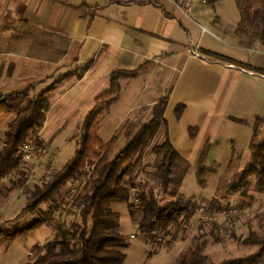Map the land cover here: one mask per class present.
I'll use <instances>...</instances> for the list:
<instances>
[{
    "label": "rangeland",
    "instance_id": "374dc122",
    "mask_svg": "<svg viewBox=\"0 0 264 264\" xmlns=\"http://www.w3.org/2000/svg\"><path fill=\"white\" fill-rule=\"evenodd\" d=\"M158 1L170 2L180 6L183 10H187L186 3L191 2V0ZM194 1L199 2V0ZM219 3L216 8L208 3L203 6L214 17L222 15L225 18L223 20L225 26L217 27L209 23L208 26L214 34H208L200 45L219 53L236 55L241 51L236 39L241 44H245L248 40L236 29H231L233 23L238 22V25L241 21V13L235 0H220ZM185 18L189 19V15ZM6 22L8 21L4 20L2 23ZM48 29L46 27L45 32H49ZM259 44L264 47V43ZM80 52L81 49L75 44L68 43L66 46L61 44V51L46 53L45 58L51 61L46 66L28 64V62L35 61L31 56L32 53L20 52V60L25 59L27 62L21 61L22 68L18 78H13V82L10 81L12 68H7V60L6 65L0 69V94L34 84L31 97L37 96L64 73L86 64L91 59V53L84 51L83 58L80 60ZM149 71L151 70H145L143 75ZM2 73L3 75L6 73L4 78H1ZM146 78L149 84H154L155 78H148V76ZM162 78L163 76L160 77ZM96 79L97 76L92 71L81 84L77 80L68 81L50 93L51 105L47 112V120L39 134L41 144L35 138L30 139L36 147V154L34 159L24 166L27 170L26 175H20V177H28L26 185L8 195L7 189L20 177L11 175L0 180V264H26L37 256L39 250L36 248L37 245L41 246L54 237L59 223L65 222L71 225L81 220V197L86 192L85 187L92 167H89L77 180L69 182L63 189L61 197L56 201L42 205V210H31L27 204L35 188L43 185L59 171L77 150L87 113L95 105L96 97L107 87L105 77H100L93 88L92 85ZM123 83L119 100L109 110L103 111L99 117V135L104 141L110 140L116 133H119L118 142L111 151L110 158H115L129 141L126 135L128 124L135 122L139 127L152 115L151 107L147 105L140 107L136 112H128L135 102V97L129 92L127 81ZM25 104L26 102L22 104V107ZM19 110L20 108L5 112L0 116V147L4 144L9 123ZM253 135V121L241 124L236 129L229 128L223 133L220 149L224 155L218 158L217 162L206 163V167L214 169L215 173L208 179L205 186L199 183L196 173L197 164L191 166L180 186L178 195L193 198L199 208L189 221L167 231V236L162 242L138 230L136 217L131 214V201L130 203H114L113 210L120 217L119 229L126 235L128 242V245L123 248L127 253L124 264H178L182 258L187 257L198 244L205 240L208 244L204 253L209 261L216 263L227 259L244 258L258 252L261 248L259 242L264 240V190L259 189L253 179L245 195L233 194L223 197L224 190L218 191L219 186L223 187L231 181L236 173L242 172L245 166L252 161L253 151L250 147V140ZM231 136L235 137V142L229 140ZM163 138L162 133H159L147 149L142 159L139 178L147 182V189L156 190L162 203L167 204L176 197L162 192V181L157 176L161 157L152 150L153 145L161 142ZM256 142L257 144L264 143V125L261 127ZM216 197L218 202L212 205ZM202 206H205L211 213L219 211V206L237 207L238 214L233 230L225 229L220 232V225H225L227 218L219 215L216 225L211 220L202 217L200 211ZM43 212L50 215L51 221L45 222L36 230L30 236L32 238L27 234L17 237L7 236L10 230L24 227L41 216L45 217L46 215H42L45 214ZM135 231V237H132ZM260 264H264V261Z\"/></svg>",
    "mask_w": 264,
    "mask_h": 264
},
{
    "label": "trees",
    "instance_id": "16d2710c",
    "mask_svg": "<svg viewBox=\"0 0 264 264\" xmlns=\"http://www.w3.org/2000/svg\"><path fill=\"white\" fill-rule=\"evenodd\" d=\"M207 1L215 3L219 0ZM235 1L242 17L236 31L248 39L244 45L264 43V0ZM115 2L131 4L135 0H115ZM153 4L162 7L159 2H153ZM78 7L89 12L99 10V7L88 4H81ZM166 13L170 16L167 11ZM201 51L212 60L229 62L262 72L260 68L252 64L225 54L209 49ZM152 63L153 61L150 60L134 69L116 68L111 72L109 89L97 96L95 105L89 110L84 120L77 150L59 171L32 192L27 207L31 210H42V205L56 201L69 182L77 180L89 167H92L85 187L86 192L81 197V220L71 225L65 222L59 223L54 237L41 246L37 245L36 248L39 249L37 256L26 264H124L127 253L123 248L128 245V242L126 235L119 229L120 217L113 210V205L117 202L130 203L131 201V214L136 217L138 230L156 240L161 230L169 232L171 228L189 221L198 210L199 205L193 198L178 195L180 186L191 168V163L174 147L170 139L169 122L165 115L170 100L169 95L154 104L148 121L139 127L135 122L128 124L126 135L129 141L115 158H110V153L118 142L119 133L108 141H104L99 135V117L119 99L122 92V80L138 76ZM91 66L92 61H89L83 66L64 73L35 97H31L34 84L0 94V116L20 108L15 118L9 123L4 144L0 147V180L11 175L18 177L26 175L27 170L23 166L19 150L25 141L32 138L41 144L39 134L47 120V112L51 105L50 93L66 81L84 78ZM24 102L26 104L22 107ZM185 108V104H179L176 108V116L181 117ZM263 125L264 116H257L250 143L253 159L242 172L236 173L231 181L223 187L219 186L218 191L224 190L223 197L233 194L245 195L253 179L257 187L264 190V143L256 142ZM198 130V127L191 126L189 129L191 137H195ZM159 133H162L164 138L152 147L153 152L161 157L157 176L162 181V192L176 197L167 204L162 203L156 190L147 189V182L139 178L144 154ZM210 150L211 148L205 145L197 162L196 173L201 186H205L208 179L215 173L214 169L206 167ZM27 181V176L18 178L7 189V194L11 195L22 189ZM133 187L137 188L136 192H133ZM135 196L140 199L138 207L134 204ZM216 202H218L217 197L213 199L212 205ZM218 208L220 210L222 206ZM43 213L45 217L41 216L24 227L10 230L7 236L30 234L45 222L51 221L50 215L47 212ZM219 230L221 232L222 227ZM259 243L261 248L256 253L244 258L227 259L216 263L209 261L204 253L208 244L205 240L178 264H260L264 261V240Z\"/></svg>",
    "mask_w": 264,
    "mask_h": 264
},
{
    "label": "crops",
    "instance_id": "0c3cea01",
    "mask_svg": "<svg viewBox=\"0 0 264 264\" xmlns=\"http://www.w3.org/2000/svg\"><path fill=\"white\" fill-rule=\"evenodd\" d=\"M219 2L191 0V7L183 10L158 0H135L131 4L115 0H0V69L7 60L13 82L21 73V61L27 62L20 60V52L32 53L35 61L28 64L46 66L51 62L45 58L46 53L61 51V44H75L81 49L80 60L84 51L91 53L92 66L84 78L73 80L81 84L93 71L97 79L92 87L105 77L106 91L114 69H134L151 60L153 63L138 76L122 80V89L127 81L135 97L128 112L144 105L152 111L156 102L169 95L165 115L174 147L194 166L208 145L211 150L207 162H217L224 155L220 143L227 129L246 122L255 124L257 116H264V52L256 51L257 44L246 46L236 39L241 51L225 55L262 72L212 60L201 51L209 49L200 45L206 36L214 34L208 24L225 26V18L209 14L203 4L216 8ZM81 4L99 10L85 11L78 7ZM4 20L8 22L2 23ZM237 23L231 29H236ZM46 27L49 32H45ZM147 69L151 71L143 75ZM5 76L1 74V78ZM147 76L155 78L153 85L145 79ZM179 104L186 105L181 117L176 116ZM191 126L199 129L195 137L190 135ZM229 140L236 141L233 136Z\"/></svg>",
    "mask_w": 264,
    "mask_h": 264
},
{
    "label": "built area",
    "instance_id": "2783aa9c",
    "mask_svg": "<svg viewBox=\"0 0 264 264\" xmlns=\"http://www.w3.org/2000/svg\"><path fill=\"white\" fill-rule=\"evenodd\" d=\"M190 7H191L190 2L186 3V9L188 10ZM256 51L264 52V47H262L261 44L257 43ZM35 154H36V147L33 141L32 140L25 141L21 145L20 150H19V156L22 158L23 166H26L30 161H32L35 157ZM136 191H137V188L133 187V192H136ZM134 204L137 207L140 204V199L137 196L134 197ZM200 211H201L203 218L211 220L215 224L218 221L219 215L225 216V218H227L225 225H222V224L220 225L222 227V231L225 229L233 230V228L235 227V219L238 214L237 207H234V206H229L225 208L222 207L219 211H214L211 213L205 206H202L200 208ZM167 233L168 232L166 230H161L158 233V237H157L158 242H162L164 238L167 236ZM135 234H136V231L132 234V237H135Z\"/></svg>",
    "mask_w": 264,
    "mask_h": 264
}]
</instances>
